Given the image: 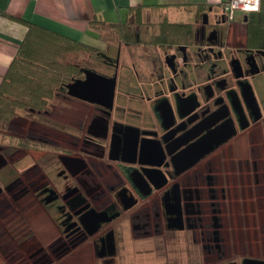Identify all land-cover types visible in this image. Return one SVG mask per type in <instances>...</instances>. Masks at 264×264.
I'll use <instances>...</instances> for the list:
<instances>
[{
    "label": "flooded vegetation",
    "instance_id": "1",
    "mask_svg": "<svg viewBox=\"0 0 264 264\" xmlns=\"http://www.w3.org/2000/svg\"><path fill=\"white\" fill-rule=\"evenodd\" d=\"M189 23L123 30L114 56L98 51L115 75L111 102L68 94V82L57 102L0 129V264L111 263L148 238L159 264H200L184 233L202 230V209L228 247L215 264H264V30L253 37L250 16L227 21L221 9ZM236 177L256 187L242 192L261 217L252 234L228 227L232 196L218 207ZM239 239L257 249H236Z\"/></svg>",
    "mask_w": 264,
    "mask_h": 264
},
{
    "label": "crops",
    "instance_id": "2",
    "mask_svg": "<svg viewBox=\"0 0 264 264\" xmlns=\"http://www.w3.org/2000/svg\"><path fill=\"white\" fill-rule=\"evenodd\" d=\"M222 2L223 0H0V81L15 55L28 23L43 26L64 37L90 44L87 42L89 38L104 39L103 34L106 31L91 26L89 21L93 18L107 23L123 21L131 17V6L141 5L143 8L139 17H134L137 30H151L142 29L141 22L144 21L147 12L152 13L155 10H161L163 16L158 28L153 30H162L161 27L167 24L166 22L181 23L177 30H186L189 29V22L193 21L200 12L207 11L210 16L219 13ZM263 6L261 0L260 8L256 13L263 11ZM251 13L237 11L232 21L236 16L235 21H238L244 15L251 16ZM109 43L111 44L107 39L104 41L105 49L108 48ZM97 49L105 51L98 47ZM145 246L147 249L145 248L144 252L152 250L151 244L145 243Z\"/></svg>",
    "mask_w": 264,
    "mask_h": 264
},
{
    "label": "trees",
    "instance_id": "3",
    "mask_svg": "<svg viewBox=\"0 0 264 264\" xmlns=\"http://www.w3.org/2000/svg\"><path fill=\"white\" fill-rule=\"evenodd\" d=\"M142 8L141 5L130 7L133 20L129 17L123 21L107 23L93 18L89 22L94 28H108L116 33L137 29L138 27H133L137 24L134 17H139ZM250 17L255 28L252 35L257 37L260 34L258 31L264 30V9L252 12ZM166 23L161 27L163 31H175L181 25ZM84 53H98V49L92 44L28 23L15 55L0 81V129L6 127L17 110L42 109L54 93L64 92V85L76 79L81 72L83 64H78V61L79 56Z\"/></svg>",
    "mask_w": 264,
    "mask_h": 264
},
{
    "label": "rangeland",
    "instance_id": "4",
    "mask_svg": "<svg viewBox=\"0 0 264 264\" xmlns=\"http://www.w3.org/2000/svg\"><path fill=\"white\" fill-rule=\"evenodd\" d=\"M162 11H152L151 12H147V14L145 15V19L144 21H142V29H153V28H158V23L160 21V19L162 18ZM132 20H133V16H131ZM237 19V16L235 18V20ZM234 20V21H235ZM140 23V24H141ZM135 24V23H133ZM136 25H134L133 27H135ZM105 32L103 34L104 39H96L97 37L94 38H89L87 40V42H89L90 44H93L95 46H97L100 49H105L104 46V41L107 39L108 42H111V44H108V48L105 49V51L111 55L114 56L115 55V42H117V33L116 31H113L111 29L105 28ZM110 32H109V31ZM108 31V32H107ZM106 38V39H105ZM115 44V45H114ZM78 64H83V65H87V66H92L94 68H96L98 71V73L107 75V76H112V67L107 66L101 59L99 56H97V53H84L81 54L79 56V61ZM79 75V74H78ZM81 78V77H79ZM58 100L56 98H52V96L50 97V99L48 100V103L45 104V107H43L42 109H46L49 107V103L51 102H57ZM39 109V108H38ZM41 109V110H42ZM28 109L24 108V109H20L17 110V114L13 115L10 119L12 120V122L15 125H18V115L20 114H28L26 111ZM30 115V114H28ZM32 119H40V117H35L33 115L30 116ZM44 122H49L48 118L45 119H40ZM250 173H252V171H250ZM256 177H254L255 179ZM233 183H234V190L230 189L226 190L224 193H221L220 191L217 192L218 195V200L222 203V204H218V207H224L226 204L229 206V208L231 209V196L233 197V200H237V202H239L238 204L240 205L239 208L237 209V204L236 202H234L233 205V215L229 216V226H234L233 229H235V232H239L242 229L245 230H250V234L251 231H253L255 228L258 229V227H255L253 225H250L248 228L246 227V225L250 224V223H258L259 219H261V217L258 214V209L255 210L254 212V216H252L251 211L249 213V215H247L246 209L250 206V204H245V202H243V193L245 192L244 190H256V187H254V182L251 183V180L247 179V177H243V179L241 177H236L233 178ZM249 181V185H248V181ZM220 190V189H219ZM229 191L230 196L227 195V192ZM245 200V199H244ZM251 200V199H250ZM251 203V202H250ZM256 207V206H254ZM251 208V206H250ZM201 223L203 224V228L202 230H199L198 227L194 228V227H190L189 229H185V233H184V238H186V246L189 249V243L191 244V253L186 256H191L193 258H200V264H215L218 263L219 261L223 260L221 263H224L228 260H230V257H223L225 255V253L228 251V247L226 245H223L222 243L220 244L219 242H216V240H213V236H215V227H211V217H212V213H206L204 212V209L201 210ZM233 223V224H232ZM224 225V224H223ZM39 226L41 227H45V219H42V223H39ZM214 228V229H213ZM193 237L196 238V242L193 241ZM189 238V240L187 239ZM148 240V241H147ZM219 241V240H218ZM252 241V240H251ZM138 242V243H137ZM141 242H148L149 245H152V250L150 252H144L145 248L147 249V246H145L144 243ZM242 242H244V245L247 243L245 240H238L236 241L235 247L238 250L242 249ZM253 243H257L256 241H252ZM137 245H136V251L137 252H132V254L130 253L128 256H126L123 259H116L114 260V262H106L104 264H154L157 263L159 264V262H162L164 260V257L162 255L161 252H158L156 250H154L153 248H156L154 246L155 239H143V240H137L136 241ZM261 249L259 248V250L262 252H260L261 256L264 257V243L262 242L260 244ZM244 247V246H243ZM257 249V245L256 244H252L251 248H249V246L245 245V250H251V252H249L250 254L252 253V250H256ZM237 250V251H238ZM143 251V252H141ZM189 251V250H188ZM187 251V252H188ZM232 252L235 253V250H233ZM231 252V253H232ZM255 254H257L256 252H254ZM218 256H222L221 258L218 259ZM232 258H234L235 260H237V256L234 254L232 256ZM184 259V258H183ZM85 262V263H84ZM181 262V261H180ZM190 264L189 262L186 261H182V264ZM50 264H103L100 263L99 260H96L95 262L93 261H85L82 260L80 257H78L77 255H74L73 257H70L69 259L65 260V258H59L57 260H53L50 262Z\"/></svg>",
    "mask_w": 264,
    "mask_h": 264
},
{
    "label": "water",
    "instance_id": "5",
    "mask_svg": "<svg viewBox=\"0 0 264 264\" xmlns=\"http://www.w3.org/2000/svg\"><path fill=\"white\" fill-rule=\"evenodd\" d=\"M114 89L115 75L107 76L94 71L87 72L84 78H77L67 84L68 94L81 99L96 101L99 98H104L111 102Z\"/></svg>",
    "mask_w": 264,
    "mask_h": 264
},
{
    "label": "built area",
    "instance_id": "6",
    "mask_svg": "<svg viewBox=\"0 0 264 264\" xmlns=\"http://www.w3.org/2000/svg\"><path fill=\"white\" fill-rule=\"evenodd\" d=\"M261 0H223L221 4V12L227 21H232L235 13H249L258 11Z\"/></svg>",
    "mask_w": 264,
    "mask_h": 264
}]
</instances>
